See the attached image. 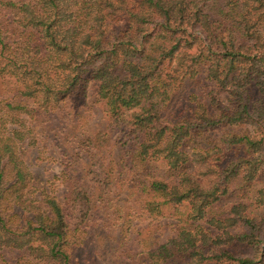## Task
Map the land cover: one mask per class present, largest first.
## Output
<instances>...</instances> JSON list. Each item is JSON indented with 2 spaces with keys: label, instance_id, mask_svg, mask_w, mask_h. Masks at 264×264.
<instances>
[{
  "label": "trees",
  "instance_id": "obj_1",
  "mask_svg": "<svg viewBox=\"0 0 264 264\" xmlns=\"http://www.w3.org/2000/svg\"><path fill=\"white\" fill-rule=\"evenodd\" d=\"M0 57L6 62L0 72L10 73L0 76L6 88L0 108L10 120L0 119L6 130L0 133V200L17 203L24 188L12 139L28 133L29 119L58 114L93 79L107 126L62 156V202L47 198L43 211L36 207L34 218L14 228L7 208L0 210V248L70 264L72 233L89 225L96 190L112 185L100 155L111 146L149 214L184 206L187 219L206 218L221 229L225 244L251 249L247 256L206 251L208 241L218 240L201 234L200 246L191 236L196 264H264V217L249 211L264 208V185L253 197L219 204L234 182L245 191L264 176V99L251 85L256 77L264 83V0H0ZM115 66L122 67L120 77L112 75ZM197 75L228 88L230 111L171 119L169 102ZM216 129L224 130L216 147L186 152L190 141ZM190 156L195 166L202 163L206 171L197 175L209 176L206 184L187 172ZM160 248L166 252V245Z\"/></svg>",
  "mask_w": 264,
  "mask_h": 264
},
{
  "label": "rangeland",
  "instance_id": "obj_2",
  "mask_svg": "<svg viewBox=\"0 0 264 264\" xmlns=\"http://www.w3.org/2000/svg\"><path fill=\"white\" fill-rule=\"evenodd\" d=\"M5 63L0 57V69ZM5 71L0 72V76L10 74L7 68ZM122 73V67L119 66L112 70L115 77H120ZM257 78H254L251 85L254 86V94L264 99V83ZM0 90L6 91L1 81ZM77 99V102L73 100L74 102L63 105L58 114L29 119L28 126L32 127L27 129L28 133L20 141L12 139L26 174V181L17 203L0 200V210L7 208L4 216L10 219V227L22 226L26 219L34 218L37 214L36 207H41L43 211L47 198L63 201L64 186L60 178L62 156L72 152L75 143L83 136L107 129L103 102L98 96V83L91 79L84 95ZM230 101L228 88L197 75L172 97L167 115L171 119H195L204 114L216 117L230 111ZM5 111V108H0V119L7 125L10 120ZM5 131L0 127V133ZM223 131L216 129L194 138L189 142L186 152L191 154L196 150L204 153L213 149L218 145ZM100 155L112 172V185L106 192L96 190L89 225L78 233H72L70 264H196V259L189 255V241L195 238V243L203 246L201 234L208 235L210 240H218V244L208 241V246L204 247L206 251L227 250L237 256H247L248 252L251 253V249H245L242 245L225 244L223 231L209 224L206 218L194 221L184 217V206H180L177 212L175 208L170 207L164 208L162 215L149 214L144 209V202L137 191L133 174L124 165L123 156L111 146ZM194 158L196 157L190 156L191 168L187 169V172L206 184L210 177L198 176L199 172L206 170L202 168L200 161L197 162L200 165L195 166ZM10 167L8 166V171ZM10 176L9 172L7 178L10 179ZM263 177V174H260L245 191H241L240 180L234 182L228 196L221 198L220 206L238 202L248 193L251 197L256 195L264 185ZM249 211L252 215L264 217L263 207L256 210L250 208ZM186 219V224L179 222ZM163 245H166V252L161 251L160 247ZM0 264L46 263L24 251L0 248ZM201 264L230 263L211 260Z\"/></svg>",
  "mask_w": 264,
  "mask_h": 264
}]
</instances>
